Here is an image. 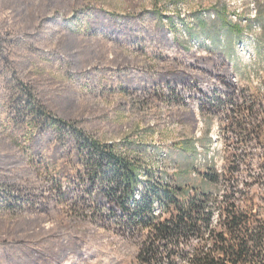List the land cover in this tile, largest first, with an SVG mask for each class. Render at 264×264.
Masks as SVG:
<instances>
[{
	"label": "rangeland",
	"instance_id": "rangeland-1",
	"mask_svg": "<svg viewBox=\"0 0 264 264\" xmlns=\"http://www.w3.org/2000/svg\"><path fill=\"white\" fill-rule=\"evenodd\" d=\"M259 5L264 0H0V264H55L58 250L66 254L57 264H137L142 237L93 217L79 192L65 199L55 188L82 167L68 135L40 134L48 117L139 155L169 181L193 162L190 181L199 185L197 171L222 173L227 155L242 149L241 160L255 165L243 167L237 188L264 218V141L236 142L222 131L235 115L210 112L199 97L200 89L245 91L241 101L264 102V54L248 36L263 31L247 29L232 59L185 33L196 13L210 21L217 8L245 28ZM188 139L197 155L185 161L176 147Z\"/></svg>",
	"mask_w": 264,
	"mask_h": 264
},
{
	"label": "trees",
	"instance_id": "trees-1",
	"mask_svg": "<svg viewBox=\"0 0 264 264\" xmlns=\"http://www.w3.org/2000/svg\"><path fill=\"white\" fill-rule=\"evenodd\" d=\"M213 11L210 21L200 12L193 17L192 28L184 25L190 40L210 53L216 51L232 59L236 45L247 38L245 31L259 26L262 35L248 36L255 50L264 54V5H259L257 16L249 19L245 28L230 21L222 9ZM210 23L216 25L210 28ZM174 41L188 50L177 38ZM180 84L183 85L181 80ZM199 92L210 112L218 108L227 116L230 112L235 115V119L228 118L230 124L222 131L234 132L236 142L255 141L257 145L264 141L263 99L253 96L241 101L245 91L238 95L224 91L225 97L215 93L212 96L204 89ZM37 108L43 111L42 107ZM46 122L40 134L46 137L52 131L58 136L68 135L76 163L82 167L73 178L54 180L55 188L65 199L79 192V199L93 206V217L118 224L122 235L142 237L137 264H264V218L252 205H244L242 189L237 188L243 167L253 170L255 165L241 160L242 149L227 155L222 173L208 166L197 171L201 183L195 185L190 181V172L197 169L193 162L188 167L181 166L175 180L169 181L164 171L145 165L139 155L122 153L114 145L99 142L60 119L48 117ZM176 150L187 161L188 156L196 158L197 143L194 139L184 140ZM137 152L143 153L144 148L139 147ZM260 167L264 168V162ZM257 176L261 177L264 196V175ZM208 185L222 186L223 192L208 189ZM65 254L58 250L55 264Z\"/></svg>",
	"mask_w": 264,
	"mask_h": 264
},
{
	"label": "bare ground",
	"instance_id": "bare-ground-1",
	"mask_svg": "<svg viewBox=\"0 0 264 264\" xmlns=\"http://www.w3.org/2000/svg\"><path fill=\"white\" fill-rule=\"evenodd\" d=\"M254 15V14H253Z\"/></svg>",
	"mask_w": 264,
	"mask_h": 264
}]
</instances>
